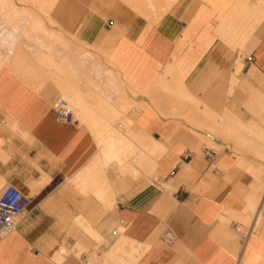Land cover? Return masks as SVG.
<instances>
[{"label": "crops", "instance_id": "1", "mask_svg": "<svg viewBox=\"0 0 264 264\" xmlns=\"http://www.w3.org/2000/svg\"><path fill=\"white\" fill-rule=\"evenodd\" d=\"M60 1L63 30L48 25L60 38L47 51L77 71L85 101L101 93L125 113L107 117L125 163L97 162L95 131L74 112L58 121L44 74L11 59L0 70V182L30 203L0 234V264H264V0H120L137 14L113 0ZM64 32L102 60L74 54ZM236 222L252 226L246 237Z\"/></svg>", "mask_w": 264, "mask_h": 264}, {"label": "rangeland", "instance_id": "2", "mask_svg": "<svg viewBox=\"0 0 264 264\" xmlns=\"http://www.w3.org/2000/svg\"><path fill=\"white\" fill-rule=\"evenodd\" d=\"M8 1V2H7ZM9 1H11V3H15V4H17V5H24V6H26V7H31V10H29L28 12H26V10L24 11V12H22L21 13V11H20V13H19V15H18V13L17 14H15V13H13L12 14V18H11V14L10 13H3V12H1L0 11V60H2V64H0L1 66V69H2V67H4V68H8V67H5V66H9L8 64H10V62H11V59H17V60H20V62L22 61H24V62H26V61H30L31 62V69H33L34 70V72H40V73H42V74H44L43 76H38V77H40L42 80H44V81H47L48 82V85L50 86V88L53 90V92H54V101H53V105L54 106H56V105H58V104H60V101H59V98L60 97H62V98H64V96H63V94L65 93V91L63 92L62 90H60V91H58V90H56L57 88H56V86H57V82L55 81L54 82V80L56 79H54L53 80V78L54 77H56L57 76V78H58V74L57 75H54V77H53V75L52 74H54V73H56V72H58V70L57 71H55V70H53V72H52V69L50 68L51 66H49L48 67V65L46 64V66H45V64H42V62L41 61H39V57L38 56H40L39 55V53H38V51H39V49H40V47H44V45H43V42L45 43H48L49 41L48 40H50V39H52V37H53V39L54 40H56V41H58L59 40V38H60V35H59V37H58V35H57V33H55L56 31L55 30H52V29H61V30H63V28H61L59 25H56V23H53L54 22V19H53V16H52V11H53V14H54V10H55V8L53 9V7L52 6H54V5H51V7L49 6V4L47 5H45L44 4V6L46 7V6H48V7H46V8H44V7H42L41 5L42 4H40L41 3V0L39 1V0H34L35 2H33V0H0V7L2 8V6H4V4H6L7 5V3L8 4H10V2ZM57 1L58 0H56L55 2L57 3ZM250 1L251 0H244V2H245V5L247 4V3H250ZM254 2L256 1V0H253ZM3 2V3H2ZM38 2V3H37ZM62 2V0L59 2V3H61ZM113 2H114V4H115V6L116 7H123L124 9H127V10H129V11H131V12H133V13H135V14H137L133 9H131V8H129L126 4H124L123 2H120V0H113ZM172 2V0H166L165 1V6L164 7H166V6H168L170 3ZM253 2V3H254ZM36 3V4H35ZM55 3V4H56ZM37 5V7L35 6V5ZM58 5V4H57ZM39 6H41V7H39ZM38 7H39V9H38ZM1 8H0V10H1ZM41 8H44V9H41ZM47 9V10H46ZM51 10V12L49 11V10ZM40 10H42V11H40ZM30 11H32L31 12V14L32 15H30ZM34 11V12H33ZM43 11H45V13L43 12ZM49 11V12H48ZM43 12V13H42ZM48 12V13H47ZM24 13H26V14H24ZM38 13V14H37ZM50 13V14H49ZM6 14H7V16H6ZM23 14V15H22ZM28 14L31 16V18H30V16H29V18H30V21H29V19L27 20L28 21V23H27V21H26V19H27V17H28ZM40 14V15H39ZM46 14H48L49 15V17L46 15ZM27 17H26V16ZM34 15V16H33ZM14 16H15V18H14ZM18 16V17H17ZM24 18H23V17ZM33 16V17H32ZM19 17H21L22 19H24V20H22L21 18H19ZM35 17V19H42L43 20V22H46L45 24V26H39L38 27V25L36 24L37 23V20L35 21V19H34V21H31V19L33 20V18ZM52 19H51V18ZM4 20H3V19ZM7 18V19H6ZM16 18H17V20H16ZM18 18H19V20H18ZM49 18L51 19L50 21H49ZM251 18V17H250ZM249 18V19H250ZM14 20V21H13ZM5 21H8V23L9 24H15V23H13V22H16V21H18V25H20L19 27H13V28H5V24L6 23H4ZM11 21H13V22H11ZM24 23H23V22ZM26 21V22H25ZM21 22V23H20ZM30 22V23H29ZM53 24H52V23ZM34 23H35V25H34ZM29 24V25H28ZM32 24V25H31ZM24 25H26V26H24ZM31 25V26H30ZM37 25V26H36ZM48 25H49V27L50 28H52V29H49L48 28ZM27 29H25L24 27ZM36 26V27H35ZM47 26V27H46ZM23 27V28H22ZM29 27H31L30 29H29ZM38 27V28H37ZM44 27V28H43ZM46 27V28H45ZM38 30H37V29ZM44 30H46V31H43V29ZM48 28V29H47ZM25 29V30H24ZM33 29H36L35 31L33 30ZM33 30V31H32ZM18 31V32H17ZM24 31V32H23ZM27 31H29V32H27ZM48 31V32H47ZM31 32V33H30ZM34 32V34H32ZM37 34H36V33ZM42 32V33H41ZM45 32H47V33H45ZM43 33H45V34H43ZM23 34V35H22ZM28 34V35H27ZM47 34V35H46ZM18 35V36H17ZM25 35V36H24ZM30 35V36H29ZM39 35V36H38ZM43 35V36H42ZM49 35V36H48ZM57 37H56V36ZM64 35L69 39V41H70V43H71V46H70V50H72L73 51V53L75 54L77 51H82V50H87V51H92L94 54H92L96 59H99V58H101L103 55H102V52L101 51H98V50H93V49H91V47L89 46V45H87V44H85L84 42H81V41H79V40H77V39H75L74 38V36H72V34H70V33H68V32H64ZM42 36V37H41ZM44 36H45V41H44ZM19 37V38H18ZM29 37V39H27ZM30 37H32L31 39H30ZM18 38V39H17ZM39 38V39H38ZM40 38L41 39H43V41L42 40H40ZM22 41V42H21ZM42 43V45H41V43ZM33 43V44H32ZM42 47V48H43ZM1 48H3V49H1ZM42 48H41V50H42ZM38 49V50H37ZM36 52H35V51ZM68 50V49H67ZM67 50H65L64 52L66 53L67 52ZM71 51V52H72ZM64 52H63V54H64ZM35 53V54H34ZM38 54V55H37ZM62 54V55H63ZM54 57H56V58H58L59 57V55H54ZM244 58L246 57V55H244L243 56ZM2 58V59H1ZM3 59H5V61L3 60ZM101 60H102V58H101ZM3 61H4V66H3ZM243 61V60H242ZM104 63L108 66V67H110L111 68V66H109L105 61H104ZM33 65H35V68H33ZM53 67V69H54V66H52ZM3 68V69H4ZM49 68V69H48ZM50 70H51V73L52 74H50ZM101 70V69H100ZM55 71V72H54ZM75 73V72H74ZM50 75H52V76H50ZM75 75V74H74ZM76 76V75H75ZM75 76H74V80H75ZM84 78H86L89 82H90V80H91V76H84V75H82ZM35 76H26V79L27 80H30V82L32 83V79L34 78ZM60 77L61 76H59V78L57 79V81L60 79ZM53 80V81H52ZM61 80V79H60ZM236 81H237V79L234 81V83H236ZM56 83V84H55ZM76 86V85H75ZM54 88H56V89H54ZM77 88V87H76ZM70 92H72L73 93V91H70ZM70 92H66V95L67 94H69ZM131 94H132V96H135V95H137V92H134V91H131L130 92ZM65 95V94H64ZM68 96V95H67ZM71 95L69 94V97H67V99H70V101L71 100H74L75 99V95L73 94L72 95V97H70ZM66 97V96H65ZM125 97H126V99L127 100H123V102H128V101H131L130 100V97H128V94H126L125 95ZM72 98V99H71ZM66 99V98H65ZM67 99H66V101H67ZM69 100H68V102H70ZM74 102V101H73ZM72 101L69 103V104H66L65 106H68L69 108H73L72 109V111L74 112V113H76V114H78V115H80L81 117H82V119L89 125V127L90 128H92V125H91V123L88 121V117H87V115L85 114V113H82V111H79L80 109L78 108L77 109V106L75 107L74 106V104H71V103H73ZM95 102H97L96 101V99H95ZM75 103V102H74ZM129 103V102H128ZM137 106H139L140 107V105L139 104H137L136 102H134V103H130V105H128V107H127V110L128 109H131L132 107H137ZM75 108L79 111V113H78V111H75ZM138 108V107H137ZM114 109H115V111H114ZM111 111H113L114 112V114L116 113V115H114L113 113H112V116L113 117H115V118H120V117H122L124 114H118L117 115V113L119 112V110L118 109H116V108H113ZM81 112V113H80ZM127 112V111H126ZM118 116V117H117ZM125 122H128V123H131L132 121L129 119V118H125ZM18 128H14V130H17ZM108 130H110L112 133H114L113 131H116V130H113V128H111V127H109V123H108V126H107V131ZM104 132H106V131H104ZM98 136V135H97ZM98 143H99V137H98ZM205 143H207L209 146H212V147H215V148H217V149H220L221 147H219V146H216L215 144H213V143H211V142H207V141H205ZM100 145V144H99ZM101 147V146H100ZM101 149H102V147H101ZM233 149H234V151L236 152V153H238V152H246V150H242L240 147H239V145H238V143L237 144H234V146H233ZM248 153H249V151H248ZM250 153L251 154H253V152H251L250 151ZM259 158V157H258ZM260 159V158H259ZM4 186V182L2 181V182H0V190H1V188ZM254 210V208L253 209H251V211H253ZM98 240V239H97ZM79 248V250H81V247H78ZM63 254H66V252H63Z\"/></svg>", "mask_w": 264, "mask_h": 264}, {"label": "bare ground", "instance_id": "3", "mask_svg": "<svg viewBox=\"0 0 264 264\" xmlns=\"http://www.w3.org/2000/svg\"><path fill=\"white\" fill-rule=\"evenodd\" d=\"M28 1V0H27ZM36 1V0H35ZM34 0H33V2H35ZM40 1V0H39ZM56 0H41V3L40 4H42L41 6L42 7H44V8H46V7H48V6H44V4L46 5L47 3L49 4V6L51 7V5H55V2ZM172 1H174V0H172ZM8 2V1H7ZM10 3H11V1H9ZM3 3V2H2ZM38 3V2H37ZM36 4V3H35ZM34 4V5H35ZM47 4V5H48ZM4 5H6V4H4ZM7 5H8V3H7ZM38 5V4H37ZM37 5H35L36 7H37ZM11 6V5H10ZM41 6H39V7H41ZM6 7V6H5ZM14 7V6H13ZM39 7H38V9H39ZM52 7H54V6H52ZM51 7V8H52ZM1 8V7H0ZM21 8V7H20ZM44 8H41V9H44ZM49 8V7H48ZM5 9H7V8H5ZM9 9V8H8ZM7 9V10H8ZM24 9V8H23ZM50 9V8H49ZM48 9V10H49ZM1 10H2V8H1ZM0 10V11H1ZM6 10V11H7ZM10 10V9H9ZM12 10V9H11ZM10 10V11H11ZM45 10V9H44ZM47 10V9H46ZM9 11V12H10ZM40 11H42V10H40ZM50 12H51V10H49ZM48 11V12H49ZM14 12H16V11H13L12 12V14L14 13ZM31 12L32 11H30V15H32L31 14ZM34 12V11H33ZM44 13H45V11H43ZM42 12V13H43ZM47 12V13H48ZM18 13V12H17ZM20 13V12H19ZM19 13H18V15H19ZM22 13V12H21ZM20 13V14H21ZM29 13V12H28ZM11 14V13H10ZM11 14V15H12ZM16 14V13H15ZM24 14H26V13H24ZM38 14V13H37ZM50 14V13H49ZM1 15V14H0ZM14 15V14H13ZM23 15V14H22ZM29 14H28V17H27V19H26V21L29 19V21H30V18H31V16H30ZM40 15V14H39ZM48 17H49V15L48 14H46ZM6 16H7V14H6ZM20 16V15H19ZM29 16H30V18H29ZM34 16V15H33ZM32 16V17H33ZM8 17V16H7ZM18 17V16H17ZM23 17V16H22ZM12 18V17H11ZM14 18H15V16H14ZM19 18H21V17H19ZM19 18H18V20H19ZM24 18V17H23ZM51 18V17H50ZM49 18V21L52 19H50ZM3 19V18H2ZM7 19V18H6ZM13 19V18H12ZM22 19V18H21ZM34 19H35V17L33 18V20L31 19V21H34ZM4 20V19H3ZM16 20H17V18H16ZM22 20H24V19H22ZM37 20V25H38V27L39 26H45L46 24H45V22H43V20L40 18V19H35V21ZM14 21V20H13ZM25 21V22H26ZM4 22V21H3ZM23 22V21H22ZM56 21H54L53 23H55ZM21 23V22H20ZM24 23V22H23ZM27 23H28V21H27ZM30 23V22H29ZM52 23V22H51ZM52 23V24H53ZM17 24V23H16ZM9 25V24H8ZM29 25V24H28ZM32 25V24H31ZM30 25V26H31ZM34 25H35V23H34ZM36 25V26H37ZM16 26V25H15ZM24 26H26V25H24ZM23 26V27H24ZM35 26V27H36ZM22 27V28H23ZM37 27V28H38ZM47 27V26H46ZM45 27V28H46ZM25 28V27H24ZM31 27H29V29H30ZM36 28V29H37ZM44 28V27H43ZM42 28V29H43ZM26 29V28H25ZM24 29V30H25ZM36 29H33L34 31L36 30ZM48 29V28H47ZM27 30V29H26ZM32 30V31H33ZM38 30V29H37ZM36 30V31H37ZM43 31H46V30H44L43 29ZM18 32V31H17ZM24 32V31H23ZM27 32H29V31H27ZM48 32V31H47ZM47 32H45V33H47ZM31 33V32H30ZM36 33V32H35ZM42 33V32H41ZM45 33H43V34H45ZM56 33V32H55ZM32 34H34V32L32 33ZM37 34V33H36ZM59 34V33H58ZM57 34V35H58ZM23 35V34H22ZM28 35V34H27ZM47 35V34H46ZM60 35V34H59ZM59 35H58V37H59ZM18 36V35H17ZM25 36V35H24ZM30 36V35H29ZM39 36V35H38ZM43 36V35H42ZM41 36V37H42ZM49 36V35H48ZM56 36V35H55ZM57 37V36H56ZM61 37H63V36H61ZM65 37V36H64ZM19 38V37H18ZM17 38V39H18ZM32 37H30V39H31ZM27 39H29V37L27 38ZM39 39V38H38ZM52 39H53V37H52ZM61 39H63V38H61ZM40 40H42L43 41V39H41L40 38ZM65 40V39H64ZM44 41H45V36H44ZM49 42H48V44H50V42H52V41H50V40H48ZM55 41V40H54ZM59 41V40H58ZM22 42V41H21ZM40 42V41H39ZM41 43V42H40ZM46 43V42H45ZM44 42H43V45L45 44ZM61 43H63V42H61ZM60 43V44H61ZM33 44V43H32ZM58 44V43H57ZM56 44V45H57ZM41 45H42V43H41ZM52 45H54V43L52 44ZM61 45H63V44H61ZM45 46V45H44ZM58 46H60V45H58ZM70 46V45H69ZM43 47V46H42ZM42 47H40V49H39V51H38V53H39V55L40 56H38L39 57V61H41L42 62V64H45V66H46V64L48 65V67L49 66H51L50 68L52 69V72H53V70H55V71H57L58 70V72H56V73H54V74H52L51 73V70H50V74H52L53 75V77H54V75H57L58 74V78H59V76H61L60 77V79L57 81V76L56 77H54L53 78V80H54V82L56 81L57 82V86L64 92L65 91V95L63 94V96H64V98H63V100H64V102L62 103L63 104V106H65L66 104H69L71 101L73 102V103H71V104H74V106L76 107L77 106V109L79 108L80 110L79 111H82V113H85L86 115H87V117H88V121L91 123V125H92V129L95 131V133L98 135V137H99V144H100V146L102 147V149H101V154L102 155H100V160L99 161H97V162H99V163H104V164H108V163H110L111 161H114V160H118V162H120V165H122V163L124 162V156H122V149L123 148H125V147H122L123 145H122V143H123V140L121 139L122 137H119V135L117 134V133H115L114 131V133H112L110 130H108L107 131V126H108V120L109 119H107V117H108V115H109V117L112 115V113L114 114V112L113 111H111V109H109L108 107V103H107V100H106V98H103V95L101 94V93H95V99H96V101L98 102H95L94 103V105H92V104H90V102H87V101H85V98L86 99H88L87 98V96L85 95L84 97L85 98H83V95H84V93H83V95H82V93H81V91H80V89H78V88H76L77 86H75V80H74V76L76 75V73H75V75H74V70L71 68L72 66L70 65V70L72 69L73 70V72H72V70L70 71V70H67V69H69L68 67H69V65H68V63L66 62H59L56 58H54V56H52V54H50V52H48L47 50H49V48H47L48 47V45L46 44V46H45V48H47V49H45V48H42ZM65 47H68V46H65ZM64 47V48H65ZM41 48H42V50H41ZM57 48V47H56ZM69 48V47H68ZM1 49H3V48H1ZM60 49H62V48H60ZM38 50V49H37ZM54 50H55V52H54ZM54 50H53V53H56V49L54 48ZM59 49H57V51H58ZM35 51V50H34ZM50 51V50H49ZM65 51V50H64ZM36 52V51H35ZM52 52V51H51ZM70 52V50H68V53ZM58 53V52H57ZM56 53V54H57ZM67 53V52H66ZM85 53V52H84ZM87 53V52H86ZM35 54V53H34ZM55 54V55H56ZM72 54V53H71ZM38 55V54H37ZM58 55H59V53H58ZM87 55V54H86ZM71 57H73V56H71ZM75 57V56H74ZM78 57V56H77ZM79 58V57H78ZM2 59V58H1ZM4 61H5V59H3ZM73 60H74V58H73ZM1 62H2V60H0ZM4 61H3V66H4ZM66 61V60H65ZM0 62V64H2ZM69 62V61H68ZM72 62V61H71ZM61 63H63V64H61ZM74 63H76V62H74ZM71 64H73V63H71ZM76 65V64H75ZM78 65V64H77ZM86 65V64H85ZM1 66V65H0ZM52 66H54V69H53V67ZM96 66H98V65H96ZM76 67V66H75ZM3 68V67H2ZM79 68H80V66H79ZM98 68V67H97ZM49 69V68H48ZM76 69V68H75ZM0 70H1V67H0ZM78 70V69H77ZM83 70H85V68L83 67ZM54 71V72H55ZM70 71V72H69ZM75 72H77V71H75ZM79 72V71H78ZM81 72V71H80ZM86 73V72H85ZM83 74V73H82ZM93 74V73H92ZM52 75H50V76H52ZM88 76V75H87ZM86 76V77H87ZM52 80V81H53ZM89 80V79H88ZM122 83V82H121ZM56 84V83H55ZM84 85V84H83ZM85 86H87V85H85ZM89 86V85H88ZM88 88V87H87ZM89 89V88H88ZM90 90V89H89ZM70 91H73V93L72 92H70ZM83 91V90H82ZM86 91V90H85ZM66 92L68 93V92H70L69 94L71 95L70 97H72V95L74 94L75 95V99L74 100H71L70 101V99H67V97H69V94H67L66 95ZM90 92V91H89ZM97 92V91H96ZM98 92H99V90H98ZM87 94H88V92H87ZM120 94V93H119ZM66 96V97H65ZM89 96V95H88ZM67 99V101H66V99ZM72 99V98H71ZM68 100L70 101V102H68ZM108 106V107H107ZM114 108H116L115 106H114ZM73 109V108H72ZM76 108H75V111H78ZM117 109V108H116ZM79 111H78V113H79ZM114 111H115V109H114ZM81 113V112H80ZM121 112L119 111L118 113H117V115L118 114H120ZM114 115H116V113L114 114ZM108 117V118H109ZM113 117V116H112ZM118 117V116H117ZM113 119V118H112ZM96 122H99V124L100 125H98V126H100V127H98V126H96ZM98 124V123H97ZM113 130H115V129H113ZM104 131H106V132H104ZM124 137V136H123ZM126 145V144H125ZM128 145V144H127ZM130 148V147H129ZM122 150V151H121ZM128 151V150H127ZM124 152V151H123ZM125 153V152H124ZM128 153H130V151L128 152ZM102 156V157H101ZM97 158V157H96ZM101 158H102V161H101ZM98 159V158H97ZM127 160V159H126ZM117 162V161H116ZM122 162V163H121ZM103 163H102V165H103ZM125 163V162H124ZM96 165V164H95ZM99 165H101V164H99ZM97 167H98V165H97ZM100 167H102V166H100ZM88 173V172H87ZM90 175V174H89ZM88 177V176H87ZM79 181V180H78ZM89 182V181H88ZM97 190V189H96ZM96 192V191H95ZM103 193V192H102ZM100 196V195H99ZM102 196V195H101ZM103 198V197H102ZM261 198V197H260ZM104 200V199H103ZM259 214V213H258ZM257 215V214H256Z\"/></svg>", "mask_w": 264, "mask_h": 264}, {"label": "built area", "instance_id": "4", "mask_svg": "<svg viewBox=\"0 0 264 264\" xmlns=\"http://www.w3.org/2000/svg\"><path fill=\"white\" fill-rule=\"evenodd\" d=\"M244 57H242L243 59ZM250 58L248 57L247 60ZM56 110V119L64 123H72L74 121L73 111L68 106L58 104L54 106ZM204 155L212 159L216 155V150L209 146H204ZM190 156V151L185 149L182 153V158L187 159ZM30 201L23 191L14 184L7 183L0 190V234L7 229L13 227L17 216L22 214L28 207ZM118 226L112 231L115 234L125 226L122 219L118 220ZM234 231L240 236L246 237L251 231V225H244L241 223L233 224ZM163 239L171 242L174 239V234L170 230H166L163 234Z\"/></svg>", "mask_w": 264, "mask_h": 264}]
</instances>
